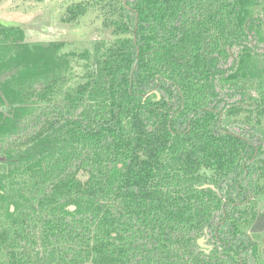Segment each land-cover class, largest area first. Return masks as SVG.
<instances>
[{"label":"trees","instance_id":"16d2710c","mask_svg":"<svg viewBox=\"0 0 264 264\" xmlns=\"http://www.w3.org/2000/svg\"><path fill=\"white\" fill-rule=\"evenodd\" d=\"M90 8L87 42L0 22V264H255L264 0Z\"/></svg>","mask_w":264,"mask_h":264},{"label":"rangeland","instance_id":"374dc122","mask_svg":"<svg viewBox=\"0 0 264 264\" xmlns=\"http://www.w3.org/2000/svg\"><path fill=\"white\" fill-rule=\"evenodd\" d=\"M83 0H0V22L21 26L24 31V41L45 42L63 40L72 42H87L100 36L97 30L100 14L90 8L73 19H68L65 9ZM259 11H263L258 7ZM258 84L252 87L254 96L262 90ZM244 117V116H243ZM243 117H238L244 119ZM264 129V114L259 121ZM83 178V176H82ZM263 186L258 197L259 212H264V177L260 181ZM261 223V222H260ZM259 227V224H258ZM248 230V229H247ZM203 243H207V240ZM264 252V250H263Z\"/></svg>","mask_w":264,"mask_h":264},{"label":"flooded vegetation","instance_id":"af4514ba","mask_svg":"<svg viewBox=\"0 0 264 264\" xmlns=\"http://www.w3.org/2000/svg\"><path fill=\"white\" fill-rule=\"evenodd\" d=\"M262 213L263 215L260 214L259 205L257 203L256 216L253 218L249 226L244 227V234L247 235L248 242L246 244V248L242 250H254V254L257 257L255 264H264V252H263L264 250V212ZM258 224H259V227H258ZM206 237H207V243H204V244L211 245L212 246L211 248L208 249L206 247L200 246L198 244V239H197V244L199 245L201 250H204L206 253H209L211 250L214 249V246L213 244L209 242V236H206ZM206 250H209V251H206ZM239 261H240V264H248V263H244L242 259L240 258H239Z\"/></svg>","mask_w":264,"mask_h":264},{"label":"water","instance_id":"95a60500","mask_svg":"<svg viewBox=\"0 0 264 264\" xmlns=\"http://www.w3.org/2000/svg\"><path fill=\"white\" fill-rule=\"evenodd\" d=\"M251 43H253L252 38H251ZM2 159H3V157L0 156V160H2ZM200 187H201V188L210 187V188H212L213 190H215L216 192H218V188L215 187L213 184L205 183V184L201 185ZM206 240H207V237H206V236H205V237L202 236V237L198 238V244H199L200 246H203V247H206V248L209 249V248H211L212 246H211V245L204 244L203 242H205ZM206 251H209V250H206Z\"/></svg>","mask_w":264,"mask_h":264}]
</instances>
